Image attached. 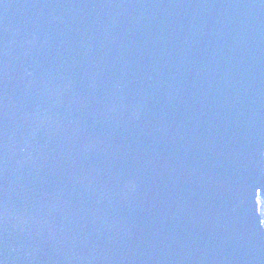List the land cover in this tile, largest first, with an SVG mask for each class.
I'll use <instances>...</instances> for the list:
<instances>
[{"label":"water","instance_id":"water-1","mask_svg":"<svg viewBox=\"0 0 264 264\" xmlns=\"http://www.w3.org/2000/svg\"><path fill=\"white\" fill-rule=\"evenodd\" d=\"M0 264H264V0H0Z\"/></svg>","mask_w":264,"mask_h":264}]
</instances>
